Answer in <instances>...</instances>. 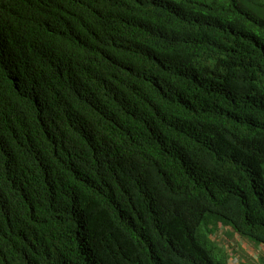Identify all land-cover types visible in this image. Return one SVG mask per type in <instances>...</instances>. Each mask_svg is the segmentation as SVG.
<instances>
[{
  "label": "trees",
  "instance_id": "trees-1",
  "mask_svg": "<svg viewBox=\"0 0 264 264\" xmlns=\"http://www.w3.org/2000/svg\"><path fill=\"white\" fill-rule=\"evenodd\" d=\"M220 226L264 244V0H0V264H231Z\"/></svg>",
  "mask_w": 264,
  "mask_h": 264
},
{
  "label": "rangeland",
  "instance_id": "rangeland-1",
  "mask_svg": "<svg viewBox=\"0 0 264 264\" xmlns=\"http://www.w3.org/2000/svg\"><path fill=\"white\" fill-rule=\"evenodd\" d=\"M228 228L229 231L227 232L226 230L228 229L220 226L219 230L212 237L218 241L220 245L223 244L224 248L227 250L229 246L233 247V250L237 253L239 258L242 257L243 262H247L248 264H264L262 251L259 250L261 248L260 244L247 237L242 238L238 234L236 237V233H234L230 227ZM227 244L229 245L228 247H226ZM248 250H250V253L247 252ZM231 261L234 262V260H230V262Z\"/></svg>",
  "mask_w": 264,
  "mask_h": 264
},
{
  "label": "crops",
  "instance_id": "crops-1",
  "mask_svg": "<svg viewBox=\"0 0 264 264\" xmlns=\"http://www.w3.org/2000/svg\"><path fill=\"white\" fill-rule=\"evenodd\" d=\"M224 228L228 229V230H226L227 232L229 231L228 226H224ZM235 236L237 237V234ZM260 246H261V248L259 250L262 251V257H264V244H260ZM226 247H228V245ZM233 249H234L233 247H229V249L227 250V252L230 254L229 262H230V260H234V262L231 261L230 263L231 264H240L241 262H243V259H242V257L239 258V256L237 255V253ZM247 252L250 253V250H248Z\"/></svg>",
  "mask_w": 264,
  "mask_h": 264
},
{
  "label": "clouds",
  "instance_id": "clouds-1",
  "mask_svg": "<svg viewBox=\"0 0 264 264\" xmlns=\"http://www.w3.org/2000/svg\"><path fill=\"white\" fill-rule=\"evenodd\" d=\"M228 245V244H227ZM229 246V245H228ZM229 247H231V246H229Z\"/></svg>",
  "mask_w": 264,
  "mask_h": 264
}]
</instances>
